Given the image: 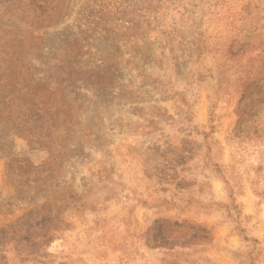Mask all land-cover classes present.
Instances as JSON below:
<instances>
[{
  "label": "rangeland",
  "instance_id": "obj_1",
  "mask_svg": "<svg viewBox=\"0 0 264 264\" xmlns=\"http://www.w3.org/2000/svg\"><path fill=\"white\" fill-rule=\"evenodd\" d=\"M0 264H264V0H0Z\"/></svg>",
  "mask_w": 264,
  "mask_h": 264
}]
</instances>
